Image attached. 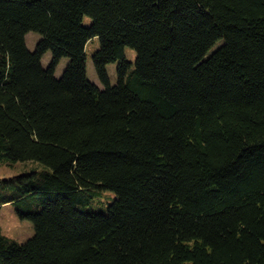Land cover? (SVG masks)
I'll list each match as a JSON object with an SVG mask.
<instances>
[{
	"label": "trees",
	"instance_id": "16d2710c",
	"mask_svg": "<svg viewBox=\"0 0 264 264\" xmlns=\"http://www.w3.org/2000/svg\"><path fill=\"white\" fill-rule=\"evenodd\" d=\"M0 162V264H264V0H0Z\"/></svg>",
	"mask_w": 264,
	"mask_h": 264
},
{
	"label": "rangeland",
	"instance_id": "374dc122",
	"mask_svg": "<svg viewBox=\"0 0 264 264\" xmlns=\"http://www.w3.org/2000/svg\"><path fill=\"white\" fill-rule=\"evenodd\" d=\"M92 19L88 16L84 18L85 24H91ZM42 38L40 33L29 32L27 34V45L31 50H35L38 41ZM101 46V41L98 36L92 38L86 47L87 55V74L88 78L99 85L101 88L104 87V84L99 79L98 74L95 69L93 62V55L96 50ZM127 58L135 62L137 54L136 51L132 48L127 47L126 49ZM52 59V52L48 51L43 57L44 65H48ZM69 63V58L65 57L61 60L59 65L56 68V75L61 76L64 70L66 69ZM118 64L119 62H113L108 64L107 70L110 77V82L114 85L118 82ZM38 167L36 163L33 162H19L15 164H10L6 162H0V178H8L16 176L24 171L30 170L32 167ZM115 198V193L112 191H106L99 199H95L92 206L93 208H99L101 205L103 208H106L108 200ZM0 226L2 233L9 238L16 240L20 243L27 241L35 233L34 225L30 220L22 219L18 212L17 206L14 203H7L3 206H0Z\"/></svg>",
	"mask_w": 264,
	"mask_h": 264
}]
</instances>
